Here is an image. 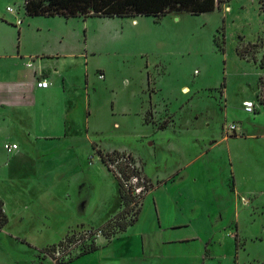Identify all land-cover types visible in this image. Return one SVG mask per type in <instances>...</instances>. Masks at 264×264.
I'll list each match as a JSON object with an SVG mask.
<instances>
[{"label":"rangeland","instance_id":"rangeland-1","mask_svg":"<svg viewBox=\"0 0 264 264\" xmlns=\"http://www.w3.org/2000/svg\"><path fill=\"white\" fill-rule=\"evenodd\" d=\"M223 29L224 52L215 40ZM0 38L20 43L31 61L35 51L59 53L44 64L66 73L68 120L79 134L23 160H11L0 141V171L4 161L13 167L0 173L12 220L0 230V264H262L264 109L253 116L242 106L263 98L264 0L161 18L29 16L23 0H0ZM61 96L46 100L49 121L34 130L62 129ZM99 150L140 154L155 187L136 222L111 239L96 227L121 210L118 180ZM69 167L92 174L73 185V198L60 181ZM178 169L183 177L167 180ZM92 242L96 251L76 257Z\"/></svg>","mask_w":264,"mask_h":264},{"label":"crops","instance_id":"crops-1","mask_svg":"<svg viewBox=\"0 0 264 264\" xmlns=\"http://www.w3.org/2000/svg\"><path fill=\"white\" fill-rule=\"evenodd\" d=\"M8 6L11 5H7V7ZM7 11L9 10L7 9ZM2 20L5 21L4 19ZM34 54L36 60L31 61L29 60V57L32 58L33 54L26 51L24 48H21L20 43H18V46L16 47L15 42L14 44H10L7 39L0 38V141L2 149L4 150H6L4 147L5 142L18 144L17 150L12 152H8L6 150L9 153L11 160L13 158H20L19 160H23V157L29 156L28 151L32 148H35V150L38 148L39 150H36L35 153L36 155H39V153L41 154L43 152L40 150L42 144L49 143L51 140H53V142L60 140L72 142L75 140L76 136H79L74 128H71L68 120V108L71 107L72 102V97L70 95L72 86L68 84L69 79L66 76V73L60 70L59 67L48 68L44 64V60L49 57H60V55H58L59 53L51 51H35ZM261 75H264V73ZM40 77H45L49 80V87L40 88L37 86V79ZM57 91H60L62 95V105H59V112L57 113L60 117V123H62V129L60 131H55L53 129V132H37L34 130L36 125H38V129H41L39 128L40 123H48L49 121V119L43 115L44 106L46 105V100L53 94H56ZM52 106L55 107V103H52ZM12 114H15V117ZM253 116H255V114ZM166 128L167 127L162 129L158 127L157 129L164 130ZM32 141H34V143H31ZM137 156L142 159L144 171L150 178V175L147 174L148 172L146 170L147 161L145 162L140 154ZM35 165L36 172L39 176L37 178L42 179L43 175H41L39 170L44 166L39 163H35ZM12 168V163L4 161L2 162L0 173H12ZM81 170L82 171H75V173L72 171L69 174L71 171V167H69L67 172L65 170L66 176L60 179V181H63L64 179V181L67 182L66 193L69 198H73V193L75 192L73 185L76 184V182L78 183V181H81L79 184L83 187L86 182H88L90 176H92L90 169L87 168V170ZM181 172V169H178L167 180L176 182L180 176H182ZM150 180L152 181L153 179L150 178ZM159 185L160 184H157V186ZM118 196L120 199L119 182ZM0 199L4 203L3 208L9 218L7 224L2 228L5 229L12 221L9 213V200H7L3 195L0 196ZM71 231H73V229Z\"/></svg>","mask_w":264,"mask_h":264},{"label":"trees","instance_id":"trees-1","mask_svg":"<svg viewBox=\"0 0 264 264\" xmlns=\"http://www.w3.org/2000/svg\"><path fill=\"white\" fill-rule=\"evenodd\" d=\"M228 1L230 0H24L23 7L26 15L29 16H63L65 18L80 16L87 18L89 16L128 17L149 15L161 18L171 12L186 11L192 14H200L214 11L220 8L222 3ZM222 33V43L220 44L218 42L217 34L215 35V40L220 50L224 52V29ZM238 52L243 55L244 49L242 50L241 48ZM263 66L264 62H262L261 67ZM260 81L264 83V76ZM262 103L264 104V102ZM165 127V125H160L162 129ZM99 153L101 154L102 161L105 163L106 160L101 150H99ZM117 180L119 182L121 210L102 226L97 228L98 231H101L103 235L109 239L120 231L126 230L130 225L136 222L142 209L143 199L146 195L136 197L125 189L118 178ZM3 205L4 203L0 199V229H2L9 220ZM74 237L75 232L67 234L58 243L48 246L47 250L51 251L57 249V247L64 245L67 241H72ZM97 249L98 244L92 242L90 246H83V251L76 257L94 252ZM72 259L73 257L69 258L70 261ZM262 264H264V260Z\"/></svg>","mask_w":264,"mask_h":264},{"label":"built area","instance_id":"built-area-1","mask_svg":"<svg viewBox=\"0 0 264 264\" xmlns=\"http://www.w3.org/2000/svg\"><path fill=\"white\" fill-rule=\"evenodd\" d=\"M7 9L10 12H14L13 6H8ZM50 82L45 77L37 79V86L40 88L49 87ZM259 95L261 101L256 102L252 99H247L243 102V108L248 113L256 114L258 108L257 105H261L264 109V83L261 84ZM237 125L231 123L228 125L230 132H237ZM5 149L8 152H12L18 149L17 143L5 142ZM106 165L112 170V173L122 182L125 189L131 192L136 197H141L147 194L153 187L152 181L146 175L144 171V165L140 160V157L129 150H115L109 152L105 158Z\"/></svg>","mask_w":264,"mask_h":264}]
</instances>
